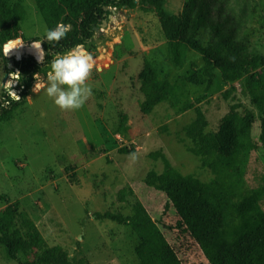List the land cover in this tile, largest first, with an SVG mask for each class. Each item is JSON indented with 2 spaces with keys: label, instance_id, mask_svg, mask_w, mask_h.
Returning a JSON list of instances; mask_svg holds the SVG:
<instances>
[{
  "label": "rangeland",
  "instance_id": "obj_1",
  "mask_svg": "<svg viewBox=\"0 0 264 264\" xmlns=\"http://www.w3.org/2000/svg\"><path fill=\"white\" fill-rule=\"evenodd\" d=\"M11 1H20L25 8L21 30L26 42H48L45 33L50 28L35 2ZM184 2L166 0V9L180 13ZM230 3L244 32L251 36V53L264 58V0ZM92 16L89 12L81 17L93 23L96 31L85 46L95 66L87 81L92 95L84 105L64 111L44 90L31 91L24 104L0 124V217L7 233L21 240L18 257L30 261L46 249L59 247L72 263L85 258L91 264H136V235L128 226L107 219L104 213L129 216L132 204L139 200L183 264H209L190 236L167 229V225L174 224L176 214L172 208L164 211L165 196L145 183L149 171L164 169L162 161L150 154L160 150L180 173H193L202 181H210L211 169L202 167L199 158L186 151L184 143L177 141V134L195 118V106L203 107L208 129L215 130L230 107L239 104V112L254 114L252 136L257 148L245 176L246 182L252 183L255 173L264 171L260 122L253 102L240 90L238 81L225 82L218 71L200 101L194 96L203 92L202 86L189 83L179 85L175 95L160 99L164 80L173 83L174 76L189 70L193 63L204 65L200 54L188 48L185 66L176 70L152 12L110 8L99 23ZM68 34L70 40L71 31ZM74 47L56 54L63 55ZM14 55L17 57L20 51ZM5 73L1 56L0 82H4ZM37 79L46 81L47 75ZM2 90L0 97H5ZM14 91L18 92L16 86ZM188 100L192 107L182 111ZM131 154H135V161ZM9 204H17L15 213L7 211ZM0 264H16L1 244Z\"/></svg>",
  "mask_w": 264,
  "mask_h": 264
},
{
  "label": "trees",
  "instance_id": "obj_2",
  "mask_svg": "<svg viewBox=\"0 0 264 264\" xmlns=\"http://www.w3.org/2000/svg\"><path fill=\"white\" fill-rule=\"evenodd\" d=\"M33 1L50 29L60 22L71 24L74 45L84 47L96 33L93 23L81 19L87 11L99 16L107 14L110 8L154 13L174 68L183 69L188 48L199 53L204 63L201 67L193 63L189 70L175 75L173 83L164 80L160 99L175 95L180 90L179 85L189 83L202 86L203 92L194 96L195 101H200L218 71L223 81H238L240 90L253 102L260 122L259 142L264 148V58L251 53V36L244 32L230 0H185L180 13L168 11L166 0ZM25 17L22 2L0 0V57L8 40L20 39L27 43L21 30ZM56 56L53 52L45 56L43 62H38L31 54L10 57L12 66L21 74V81L16 84L21 100L8 108H0V124L24 104L36 82L35 75L36 78L46 77L51 60ZM2 94L6 97L3 90ZM191 107L188 100L181 109ZM239 107V104L232 105L221 118L219 128L211 130L203 107L195 106V118L177 134V141L184 143L186 151L199 158L202 167L211 169L210 181H202L193 173H180L160 150L150 156L161 160L164 169L151 170L145 178L147 186L165 196L164 211L172 208L176 214L174 224L167 225V229L190 236L209 264H264V171L256 172L252 183L246 182L248 163L257 141L252 136L253 113L239 112ZM131 209L129 216L109 211L104 216L128 226L136 235V264H183L145 205L136 200ZM16 210L17 204L7 206L10 214ZM0 244L16 264H91L85 258L70 262L67 252L59 247L46 249L30 261L20 260L21 240L7 233L2 217Z\"/></svg>",
  "mask_w": 264,
  "mask_h": 264
},
{
  "label": "clouds",
  "instance_id": "obj_3",
  "mask_svg": "<svg viewBox=\"0 0 264 264\" xmlns=\"http://www.w3.org/2000/svg\"><path fill=\"white\" fill-rule=\"evenodd\" d=\"M71 24L57 23L55 28L46 30L45 38L49 43L59 42L71 30ZM24 41L20 39L8 40L3 45V55L9 56L14 50L21 48ZM42 41L33 40L32 47L37 50L38 62H43L46 52L41 47ZM95 66L93 55L82 44L76 45L63 55H57L51 60V70L47 73V80H38L33 92L44 90L56 106L64 111L80 109L92 95L91 86L87 83ZM6 82H0L7 98L0 97V108H8L12 102L19 103L21 97L14 91L16 84L21 81L19 71L10 72ZM135 161V154H131Z\"/></svg>",
  "mask_w": 264,
  "mask_h": 264
},
{
  "label": "water",
  "instance_id": "obj_4",
  "mask_svg": "<svg viewBox=\"0 0 264 264\" xmlns=\"http://www.w3.org/2000/svg\"><path fill=\"white\" fill-rule=\"evenodd\" d=\"M96 15L92 16V17H95ZM93 21L96 22V19L95 18H92ZM72 26V25H71ZM72 31V27H71V30ZM50 46V51L46 53L45 56H50L53 52H57V53H62L67 47H73L74 46V39L73 37L68 40L67 44H63L62 40L59 41V42H52V43H49V42H43L42 41V45L41 47H44V46ZM18 50H20V56L24 55V54H31V55H34L36 49H34L32 47V42L27 44L24 49L23 48H18ZM14 55V53H10L9 56L4 57L5 59V69H6V73L4 75V82H6L7 80V77H8V72L7 70H11L12 72H15V71H19L18 69H14V67L12 66V63H11V60H10V57ZM36 57V56H35ZM37 59V58H36ZM4 98H7V97H4ZM14 102L11 103V105L13 104Z\"/></svg>",
  "mask_w": 264,
  "mask_h": 264
},
{
  "label": "bare ground",
  "instance_id": "obj_5",
  "mask_svg": "<svg viewBox=\"0 0 264 264\" xmlns=\"http://www.w3.org/2000/svg\"><path fill=\"white\" fill-rule=\"evenodd\" d=\"M89 13V11H87V12H85V14H88ZM100 17L101 16H99V15H96L95 17H91V19L92 18H95L96 19V22L97 23H99L100 21H101V19H100ZM68 40L69 39V34L67 33L66 34V37L64 38V39H62V41H64V40ZM43 48V50L45 51V52H48L49 50H50V46H48V45H46V46H44V47H42ZM19 51L20 50H17L16 49V51H14V53H16V54H19ZM37 55H38V53H37V50L35 51V53H34V56H36V58H37ZM11 70H7V72L9 73Z\"/></svg>",
  "mask_w": 264,
  "mask_h": 264
},
{
  "label": "built area",
  "instance_id": "obj_6",
  "mask_svg": "<svg viewBox=\"0 0 264 264\" xmlns=\"http://www.w3.org/2000/svg\"><path fill=\"white\" fill-rule=\"evenodd\" d=\"M13 53H14V51H13ZM15 54V53H14ZM18 55V54H17ZM17 57H20V55H18Z\"/></svg>",
  "mask_w": 264,
  "mask_h": 264
}]
</instances>
